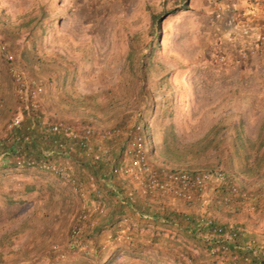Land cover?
<instances>
[{
  "label": "rangeland",
  "instance_id": "1",
  "mask_svg": "<svg viewBox=\"0 0 264 264\" xmlns=\"http://www.w3.org/2000/svg\"><path fill=\"white\" fill-rule=\"evenodd\" d=\"M231 2L0 0V264H245L264 255V52L226 25ZM13 66L44 87L43 117L24 116L17 131ZM59 119L79 133L90 127L101 161L79 147L53 151L46 130ZM21 133L32 141L6 152ZM139 135L155 172H228L241 194L226 202L217 179L192 200L145 194L147 172L110 173L130 163ZM128 189L133 205L122 201ZM210 220L238 230L230 250L217 247Z\"/></svg>",
  "mask_w": 264,
  "mask_h": 264
},
{
  "label": "built area",
  "instance_id": "2",
  "mask_svg": "<svg viewBox=\"0 0 264 264\" xmlns=\"http://www.w3.org/2000/svg\"><path fill=\"white\" fill-rule=\"evenodd\" d=\"M221 2V1H220ZM219 2V4H220ZM224 10L222 5L218 8L217 17H224ZM238 15L237 24V34L247 38L245 43L250 41L251 45L255 48L254 51L264 52V0H250L247 10L242 12V17ZM234 14L231 15L228 20L229 23H234ZM236 25V24H235ZM253 41V43L251 42ZM3 48H6L3 46ZM252 49V48H251ZM13 77L17 84V94L19 97L20 105L18 106V112L12 118L10 122L11 131H17L18 128L22 127L24 124V116L29 118L41 119L42 113H40V94L43 92V85L38 81L25 82L23 74L18 71V69L13 66L11 68ZM31 128V127H28ZM140 126H138V129ZM47 138L53 145V151H73L77 147L84 149L86 151H92L94 153V158L96 161H101L102 153L95 150L93 139H92V129L90 127L86 128L84 133H79L75 125L68 123L64 120H56L48 124L47 126ZM116 130H108L106 132L107 137H111ZM21 137L23 142L32 141L31 136L26 133H21L16 136ZM127 152L132 155L130 158V163L125 166L113 165L111 168V173L113 175H128L140 178L139 172H147L148 178L142 180L143 192L147 195H156L158 192L170 193L175 195L180 199L192 200L193 193L195 191L204 190L209 183L217 179L221 182H226L225 173L219 170L216 171H190L188 169L181 170H165L161 174L155 172L152 169L146 155L144 153V141L142 136H136L131 145L127 148ZM33 164L34 162H30ZM44 167H52L56 169L55 166L50 163L41 164ZM231 193H239V185L231 182L230 185ZM123 202L132 205L136 201V194L133 189H128L124 196ZM96 210L104 211V205L102 200L98 201ZM86 217L87 215H83ZM208 225L212 227L213 233L217 239V247L219 249L230 250V245L226 241H235L239 235L237 229L227 230L226 228L214 224L213 221H208ZM82 232L81 224H76L73 230V234L77 237L80 236ZM245 264H254L249 257H246Z\"/></svg>",
  "mask_w": 264,
  "mask_h": 264
},
{
  "label": "trees",
  "instance_id": "3",
  "mask_svg": "<svg viewBox=\"0 0 264 264\" xmlns=\"http://www.w3.org/2000/svg\"><path fill=\"white\" fill-rule=\"evenodd\" d=\"M164 14H156V15H154L153 16V22H154V24L155 25H157V26H160V24H161V22H162V20L164 19ZM156 26V27H157ZM140 127H141V125H139ZM149 133H146V139L148 138L149 139ZM11 144H10V146H8V148H6L7 150H6V152H8V153H12V152H16V151H19L20 149H21V147L23 146V143L24 144H27L28 142H23V140H21V137L19 136L18 138L17 137H12L11 138ZM3 144V143H2ZM184 169H189V168H184ZM111 173V172H110ZM112 174V173H111ZM236 175H234V174H231V173H228L227 172V175H226V178H228L229 180H233L231 177H235ZM230 185H231V183H230V181L229 182H226V183H222V186H221V190L223 191V190H226V195H225V197H224V200L226 201V202H228V203H231V201L233 200V197L234 196H236V195H239V194H241L240 192L239 193H236V194H234V193H231V191H230ZM123 201V200H122ZM133 205V204H132ZM168 216L171 214L170 212L169 213H166ZM165 218V217H164ZM167 218V217H166ZM170 219V218H169ZM221 226V225H220ZM223 227V226H222ZM225 228V227H224ZM235 229V228H234ZM229 245H230V247H231V244H232V242H228V241H226ZM240 246V245H239ZM246 257H248V256H246ZM250 259H251V261L253 262V263H257V264H264V255H262V254H259V255H254V257L253 256H250L249 257Z\"/></svg>",
  "mask_w": 264,
  "mask_h": 264
},
{
  "label": "crops",
  "instance_id": "4",
  "mask_svg": "<svg viewBox=\"0 0 264 264\" xmlns=\"http://www.w3.org/2000/svg\"><path fill=\"white\" fill-rule=\"evenodd\" d=\"M231 1H233V2H231V3H233V5L235 6V9L234 10H229V9H226L225 10V13L226 12H228V16H227V18H226V25L229 27V28H232L233 26H234V28H236L235 29V31L237 32V25H239V24H237L236 23V21H238V15H240L241 14V16L240 17H242V12L243 11H245V10H247V8H248V6H249V2H250V0H231ZM220 4H222V2H220ZM234 14V17H233V19H234V23H232V24H230L229 23V20H228V18L231 16V15H233ZM236 24V25H235ZM252 43H253V41H251Z\"/></svg>",
  "mask_w": 264,
  "mask_h": 264
}]
</instances>
